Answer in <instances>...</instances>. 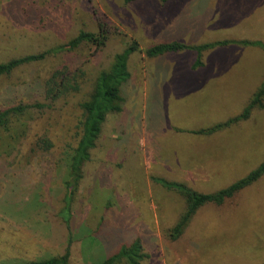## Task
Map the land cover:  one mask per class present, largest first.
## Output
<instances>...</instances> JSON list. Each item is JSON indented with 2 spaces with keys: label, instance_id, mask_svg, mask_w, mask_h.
<instances>
[{
  "label": "rangeland",
  "instance_id": "rangeland-1",
  "mask_svg": "<svg viewBox=\"0 0 264 264\" xmlns=\"http://www.w3.org/2000/svg\"><path fill=\"white\" fill-rule=\"evenodd\" d=\"M100 24L109 32L104 46L82 44L0 77V109L32 105L21 119L26 134L0 139V264L58 256L68 242L69 264H99L135 240L146 255L141 264H262L264 174L223 204L201 207L175 241L168 230L184 200L151 178L211 194L264 162V108L198 133L241 115L263 79L264 52L228 43L203 52L194 68L192 51L149 58L144 50L169 42L264 43V0H0V63L96 33ZM133 42L139 50L128 60L123 110L107 117L82 168L67 229L60 211L77 105ZM62 68L82 74L80 91L45 102L44 82ZM39 139L51 148L41 152Z\"/></svg>",
  "mask_w": 264,
  "mask_h": 264
},
{
  "label": "trees",
  "instance_id": "trees-1",
  "mask_svg": "<svg viewBox=\"0 0 264 264\" xmlns=\"http://www.w3.org/2000/svg\"><path fill=\"white\" fill-rule=\"evenodd\" d=\"M163 2L166 0H162ZM108 30L102 24L99 25L96 33L79 32L74 38L70 39L64 45H59L48 49L42 53L30 54L20 58L8 60L0 63V77L9 76L16 69L44 60L47 56H56L62 53L74 51L82 44H91L97 48L105 45L108 39ZM228 43L238 46H250L259 48L264 52V43L260 41H229L212 42L190 46L178 42L158 43L146 50L144 54L149 58H155L171 53L182 51H192L195 53L194 68L201 65V56L203 52L213 49L217 46H224ZM138 49L137 43L133 42L120 53H117L110 66L101 71L96 77L92 90L88 96L78 103L80 111V120L78 124V137L75 145L71 148V153L66 159L68 170V179L65 181V194L63 197V208L60 211L66 228L69 227L70 207L74 194L82 179V168L90 160V153L95 148L96 142L100 136L103 125L109 115L119 114L123 110L125 103L124 89L130 79L128 60L132 53ZM82 74L76 71L70 73L66 69H58L44 82V101L48 103H57L60 99H65L80 91ZM36 109H43L45 104L37 103L33 105ZM264 108V75L261 83L251 95L246 107L241 115L224 124H217L209 128L201 129L199 134L209 135L230 127L239 120H246L255 109ZM32 105L10 106L0 109V139L10 138L11 141L18 140L24 131L22 117L26 114ZM21 125L23 131L19 134L18 129L13 127ZM20 141V140H19ZM38 142V143H37ZM41 152L51 148L48 139L36 141ZM264 174V162L256 169L249 172L245 177L237 180L230 186L211 194H201L191 190L183 183L167 181L162 178L152 177L151 180L160 187L177 193L184 200L185 208L178 217L175 224L168 230L170 240H177L189 225L195 213L204 205H221L228 199L244 188L255 183ZM66 213V214H65ZM70 242H68L63 254L53 256L47 259L27 261L19 264H69ZM146 255L142 251V245L138 240L132 242L129 246H121L118 251L103 260L99 264H141ZM264 264V262L262 263Z\"/></svg>",
  "mask_w": 264,
  "mask_h": 264
}]
</instances>
